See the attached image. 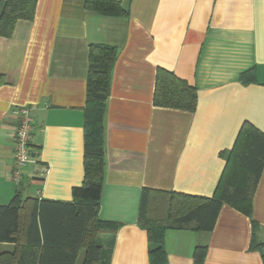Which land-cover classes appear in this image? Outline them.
I'll return each instance as SVG.
<instances>
[{"label":"crops","instance_id":"crops-1","mask_svg":"<svg viewBox=\"0 0 264 264\" xmlns=\"http://www.w3.org/2000/svg\"><path fill=\"white\" fill-rule=\"evenodd\" d=\"M120 2L127 18L84 11L80 0H38L32 21L0 37V205L17 192L73 200L85 176L90 46H115L98 217L119 228L99 242L107 264H150L147 232L138 226L142 190L212 197L242 125L264 133V0ZM159 68L197 89L194 112L155 105ZM27 105L35 162L17 186L10 179L13 111ZM253 220L264 240V170L252 218L224 205L210 233L167 231L168 263L195 264L196 246H206L203 264H263L261 251L251 250Z\"/></svg>","mask_w":264,"mask_h":264},{"label":"trees","instance_id":"trees-1","mask_svg":"<svg viewBox=\"0 0 264 264\" xmlns=\"http://www.w3.org/2000/svg\"><path fill=\"white\" fill-rule=\"evenodd\" d=\"M38 0H0V37L13 35L18 21H32ZM84 11L106 18L129 16L120 0H80ZM118 48L91 45L84 110L83 184L72 190L71 202L23 198L17 192L11 202L0 205V244H12L11 252L0 253V264H107L99 235L115 233L119 225L99 219L105 178V114L111 90V75ZM253 75L254 73L251 72ZM242 80L247 83V77ZM254 77V76H253ZM154 103L158 107L194 112L197 89L159 68ZM264 170V133L245 122L212 197L144 188L138 226L147 232L150 264H169L165 248L167 231L210 233L221 209L228 205L253 217V201ZM253 223L251 250L261 251L264 240L256 239L259 224ZM207 247L196 246L195 264H203Z\"/></svg>","mask_w":264,"mask_h":264},{"label":"built area","instance_id":"built-area-1","mask_svg":"<svg viewBox=\"0 0 264 264\" xmlns=\"http://www.w3.org/2000/svg\"><path fill=\"white\" fill-rule=\"evenodd\" d=\"M13 115L17 124L13 131L14 162L10 172V179L18 186L23 182L24 168L35 162L31 140L36 124L33 116V107L31 106L18 107L13 111ZM45 173H48V170H45Z\"/></svg>","mask_w":264,"mask_h":264},{"label":"rangeland","instance_id":"rangeland-1","mask_svg":"<svg viewBox=\"0 0 264 264\" xmlns=\"http://www.w3.org/2000/svg\"><path fill=\"white\" fill-rule=\"evenodd\" d=\"M13 250V248L11 246H1L0 245V253L5 252V251H9L11 252ZM82 262V256L80 257L78 264H81Z\"/></svg>","mask_w":264,"mask_h":264}]
</instances>
